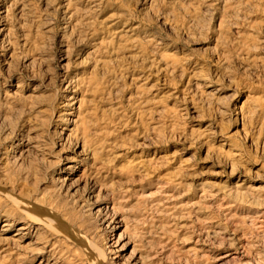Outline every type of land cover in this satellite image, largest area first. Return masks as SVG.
Masks as SVG:
<instances>
[{"label": "rangeland", "instance_id": "1", "mask_svg": "<svg viewBox=\"0 0 264 264\" xmlns=\"http://www.w3.org/2000/svg\"><path fill=\"white\" fill-rule=\"evenodd\" d=\"M35 207L60 264H264V0H0V264Z\"/></svg>", "mask_w": 264, "mask_h": 264}, {"label": "bare ground", "instance_id": "2", "mask_svg": "<svg viewBox=\"0 0 264 264\" xmlns=\"http://www.w3.org/2000/svg\"><path fill=\"white\" fill-rule=\"evenodd\" d=\"M41 207H35L34 210H32V211H28L27 209H25V210H27L26 215L30 216L31 221L29 220L30 224H28L27 226L21 227L19 229V231H21L22 232L21 234H23V232L30 231V228L32 229V226L39 227L41 230L45 231V232H41V233H36V240L41 241V243L35 242L34 244L35 245H39V244L42 245L43 244L45 246V248L38 249V254L40 256L50 255L54 259V261L51 264H60V259L57 258L56 256L59 255V252H60L59 244L61 243V241H57V238L60 237L61 235H64L63 233H65V232H64V229H62V228H66L68 231H70V229L68 228V226L65 224L64 221L63 222L61 221L62 219H60V217H58L55 214V212L52 213L50 210L45 211L44 209H42L44 207H42V208ZM21 210H22V208H21ZM43 215L46 216V218ZM107 228H108V226H107ZM115 229L116 228H113V230H115ZM71 233H72V230H71ZM27 235H28V233H27ZM68 236H69V234H68ZM66 237L67 236H65V238ZM73 239L72 240L75 242L78 240V239H76V237H73ZM50 243H55V244H53V248L51 249V252L48 253V252H46V250L48 249L47 246ZM89 247H91V246H89ZM92 249H94V248H92ZM92 249H91V251L89 250L86 253L87 257L89 258L90 264H106L107 256L101 254L96 248L93 251H92ZM96 251H98V252H96ZM227 257H230V255L228 253L219 257L218 260H223Z\"/></svg>", "mask_w": 264, "mask_h": 264}]
</instances>
